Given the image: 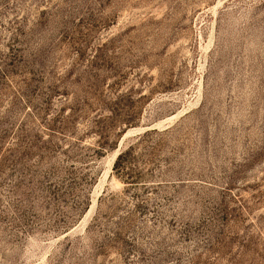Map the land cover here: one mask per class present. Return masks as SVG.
Masks as SVG:
<instances>
[{"label":"rangeland","instance_id":"rangeland-1","mask_svg":"<svg viewBox=\"0 0 264 264\" xmlns=\"http://www.w3.org/2000/svg\"><path fill=\"white\" fill-rule=\"evenodd\" d=\"M0 264H264V0H0Z\"/></svg>","mask_w":264,"mask_h":264},{"label":"trees","instance_id":"trees-1","mask_svg":"<svg viewBox=\"0 0 264 264\" xmlns=\"http://www.w3.org/2000/svg\"><path fill=\"white\" fill-rule=\"evenodd\" d=\"M150 133H145L143 135V137L148 136ZM141 139V138H140ZM135 149V146H130L126 151H124L123 153L119 154L114 162L113 165V172L115 173V175H117V177L122 178L121 176L123 174H126L124 171L127 170V165H128V161L130 160L133 151ZM97 155H99L101 153V151H97ZM125 181H129V179H124ZM130 184H133L134 182H128Z\"/></svg>","mask_w":264,"mask_h":264},{"label":"water","instance_id":"water-1","mask_svg":"<svg viewBox=\"0 0 264 264\" xmlns=\"http://www.w3.org/2000/svg\"><path fill=\"white\" fill-rule=\"evenodd\" d=\"M160 127H162V126H160ZM153 128H155V127L130 131L129 133L126 134V136H131V135H132V136H135V135H139L140 133H144V132L149 131V130H154ZM118 155H119V154H116V157H117Z\"/></svg>","mask_w":264,"mask_h":264},{"label":"bare ground","instance_id":"bare-ground-1","mask_svg":"<svg viewBox=\"0 0 264 264\" xmlns=\"http://www.w3.org/2000/svg\"><path fill=\"white\" fill-rule=\"evenodd\" d=\"M116 154H117V153H114V154H113V156H112L113 159H115ZM105 176H106V174H104L103 177H102L103 181H104ZM94 203H95V201L93 200L92 205H91V207H90V209H89V212H90V210L93 208Z\"/></svg>","mask_w":264,"mask_h":264}]
</instances>
